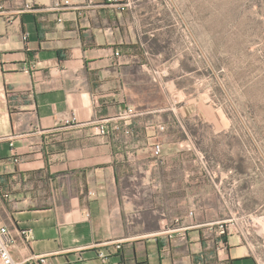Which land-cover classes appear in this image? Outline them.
Masks as SVG:
<instances>
[{
	"label": "crops",
	"instance_id": "0c3cea01",
	"mask_svg": "<svg viewBox=\"0 0 264 264\" xmlns=\"http://www.w3.org/2000/svg\"><path fill=\"white\" fill-rule=\"evenodd\" d=\"M64 1L0 0V225L17 236L13 257L202 264L211 223L195 222L192 212L170 220L158 208L160 182L149 177L161 158L148 146L159 113L189 110L193 99L185 98L198 80L197 68L184 66L194 51L179 6L69 0L55 7ZM128 106L141 112L133 136L99 134L104 122L120 124ZM72 114L78 123L64 125ZM185 150L192 148L162 154ZM216 249L219 264H263L243 232H230Z\"/></svg>",
	"mask_w": 264,
	"mask_h": 264
},
{
	"label": "rangeland",
	"instance_id": "374dc122",
	"mask_svg": "<svg viewBox=\"0 0 264 264\" xmlns=\"http://www.w3.org/2000/svg\"><path fill=\"white\" fill-rule=\"evenodd\" d=\"M163 1L178 5L188 26L194 58L184 66H195L198 80L189 110L165 107L151 129L148 146L192 148L159 156L149 174L160 182L158 208L170 220L192 212L211 223L202 264H219L217 241L237 231L264 264V0Z\"/></svg>",
	"mask_w": 264,
	"mask_h": 264
},
{
	"label": "built area",
	"instance_id": "2783aa9c",
	"mask_svg": "<svg viewBox=\"0 0 264 264\" xmlns=\"http://www.w3.org/2000/svg\"><path fill=\"white\" fill-rule=\"evenodd\" d=\"M69 0H65L64 3L58 2L56 4L57 9H62L64 7V4H69ZM26 8L28 10L33 9V5L31 2H28L26 4ZM117 55H119V52H116ZM139 112L135 107L128 106L125 108L121 114V123L115 124L112 128L109 127L107 122L102 123L99 126V134L101 135H108L111 133V131H124L126 135L133 136L134 135V129L132 127V120L135 116H137ZM62 123L64 125L72 126L78 123V118L76 115H65L61 119ZM157 128L161 131L165 130V126L163 124L157 125ZM13 145V143H11ZM153 152L155 156H161L163 153V145L160 141H155L153 144ZM87 217L90 216V213L86 214ZM221 233L225 232V229H223V225H221ZM25 231H21V234H25ZM17 243V236L13 232V230L6 226V225H0V264H47L49 254H34L27 258V260L22 263L17 261L13 255H12V248ZM120 245L118 246V248ZM108 253L105 251H101L99 253V256L102 258L103 261H106L108 258Z\"/></svg>",
	"mask_w": 264,
	"mask_h": 264
},
{
	"label": "trees",
	"instance_id": "16d2710c",
	"mask_svg": "<svg viewBox=\"0 0 264 264\" xmlns=\"http://www.w3.org/2000/svg\"><path fill=\"white\" fill-rule=\"evenodd\" d=\"M222 241H227V235L225 234V235H222Z\"/></svg>",
	"mask_w": 264,
	"mask_h": 264
}]
</instances>
